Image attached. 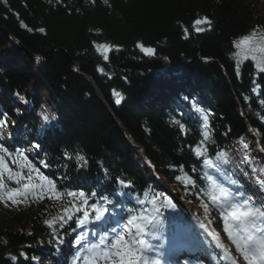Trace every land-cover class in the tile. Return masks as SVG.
<instances>
[{
  "label": "trees",
  "instance_id": "16d2710c",
  "mask_svg": "<svg viewBox=\"0 0 264 264\" xmlns=\"http://www.w3.org/2000/svg\"><path fill=\"white\" fill-rule=\"evenodd\" d=\"M253 1L264 4L0 0V111L8 112L11 123L24 121V135L9 140L5 134L2 142L21 147L32 165L55 182L49 203H37L35 213L27 207L0 209V264H36L55 237L53 228L56 236L72 235L73 223L61 229L59 220L78 204L67 195L69 190L95 191L93 199L107 195L132 208L131 214L143 210L153 217L157 228L149 225L146 231H155L156 239L145 238L154 246L163 244L153 253L174 264L197 261L202 253L203 241L190 213L210 231H224L205 173L233 192L242 185L257 204L264 203V191L256 187L258 178L264 180V72L234 46L244 36L264 32V15ZM204 17L211 24L198 25L206 30L197 33L193 22ZM93 42L119 50L113 48L104 61ZM137 42L153 47L155 55L142 53ZM180 89L205 98L211 110L207 121L195 111L199 101L184 100ZM114 90L124 97L119 105ZM20 104L26 114L9 110ZM41 114L50 120L43 135ZM34 137L39 150L32 148ZM197 147L204 152L199 159ZM65 153L83 154L88 165L77 171L75 160H65ZM204 159L220 164L223 174L202 166ZM117 178L131 187L118 185ZM117 191L127 195L115 197ZM170 203L175 204L171 214ZM208 211L214 224L203 216Z\"/></svg>",
  "mask_w": 264,
  "mask_h": 264
},
{
  "label": "snow or ice",
  "instance_id": "6c2138e0",
  "mask_svg": "<svg viewBox=\"0 0 264 264\" xmlns=\"http://www.w3.org/2000/svg\"><path fill=\"white\" fill-rule=\"evenodd\" d=\"M103 3L107 4L108 0H103ZM207 24L210 26L211 21L208 17L203 19H197L193 22V26L197 33L203 32L206 29L203 27H197L198 25ZM210 30V27L209 29ZM41 33L45 32V29L40 28ZM187 29L185 28V36L187 39ZM250 40L249 36H244L238 42H234L236 48H240L241 45L246 44ZM94 47L97 52L103 56L104 61L109 60V53L116 48L119 50L118 46L110 44H97L93 42ZM137 47L140 51L148 56L155 55V49L150 46H145L143 42H137ZM264 51V49H261ZM36 61L39 63L41 57H35ZM167 60V57L164 58ZM103 72V68L98 69ZM264 71V68L261 69ZM115 103L119 105L124 97L113 91ZM18 100L23 104L27 101L24 97L16 94ZM184 100H188L187 96L183 97ZM195 103V102H193ZM15 115H22L21 109L15 108L14 106L9 109ZM196 112L203 113V110L199 107L195 108ZM42 115L43 123L41 124V135L45 131V126L50 125V120L48 115ZM8 112L0 111V141H3L5 134H7V139L11 140L14 136H22L23 133L20 132V128L24 121L21 120V124L17 125L15 122L12 123L11 127L16 129L15 132H9L8 123ZM57 117L52 115L51 120L55 121ZM204 120L207 121V116H204ZM175 123L179 124V120H175ZM183 128V125H181ZM208 133H204L205 139ZM38 138L34 137L31 142L33 149H41V143H37ZM247 147V145H245ZM197 158L199 159L204 155L198 147L194 150ZM264 151V149H261ZM224 153H220L217 159L219 160L223 157ZM5 156L13 157L14 163H19L21 170L27 165L29 168V175L26 177L27 183H24L22 188L13 189L8 193V199L12 200L13 203L16 202L17 197L25 196L29 192L41 191L45 187L43 183H33L34 179H38L41 182L46 181L47 186L55 190V182L45 176L39 171L31 161H29L26 155H23V149L21 147L13 146L9 148L5 143L0 142V190L5 188L3 181V174L5 171L8 172L9 179H14L17 183H21L25 177L21 172H13L7 165L5 161ZM64 159L67 161L76 162L77 171L85 169L88 165L87 158L83 155H76L75 157L64 154ZM226 163V161H224ZM43 166L47 167L46 164ZM202 166L213 169L216 173H222L221 165L214 163L212 159H204L202 161ZM193 170H195L193 168ZM35 172L37 175L34 177L31 173ZM205 176L212 184V201L217 204L221 209V217L223 219V227L227 232L229 238L234 242L236 250L242 255L246 264H264V203L257 204L256 199L251 194L246 193L242 190V185L237 184V181L232 180V184H237L238 190L233 192L226 188L222 183L216 180L212 175L205 173ZM179 179V177H177ZM117 184L122 185L125 188L131 187V182H126L117 178ZM189 183H193L189 180ZM257 184L260 186V190L264 191V180L257 179ZM64 193H57V196L63 195ZM67 195L78 201V204H74L71 210L66 209L68 213L65 216H61L60 228L63 229L69 222L73 223L74 227L71 228L72 235L67 238L56 236L55 228H53V234L57 241V246L55 248L56 252H59L62 246L67 245L68 247L75 250V256L72 260V264H79L81 256L86 251L87 255H83V264H98V261L103 260L104 264H160L158 258L150 257L149 252H157L159 248L163 247V244L159 246H154L152 243L145 239L146 236L151 235L152 239H156L155 231L148 233L146 229L151 225L152 229L157 228V224L153 223V217H150L140 210L139 215L131 214L133 209L128 208L123 203H116L115 199H109L107 195L100 197L99 199H93L96 197V192L93 191L91 195L86 193L83 189L69 190ZM127 193L122 191L115 192V197H124ZM101 200L104 203H101ZM111 205V207H109ZM175 207V204H172ZM207 210V209H205ZM82 213V215H77ZM109 218H111L112 223H108ZM132 226V227H127ZM49 227H52L51 222H49ZM201 228H205L204 224H201ZM83 229L84 231H80ZM122 229V230H121ZM127 232V237L125 235ZM89 234L94 239V241H89ZM216 243L219 247L224 246L220 243L218 237H214ZM87 242V243H86ZM7 243V241H5ZM21 255L28 259L26 253H21ZM35 260V257H33ZM12 260H16L13 256ZM184 264H189V261H184Z\"/></svg>",
  "mask_w": 264,
  "mask_h": 264
},
{
  "label": "rangeland",
  "instance_id": "374dc122",
  "mask_svg": "<svg viewBox=\"0 0 264 264\" xmlns=\"http://www.w3.org/2000/svg\"><path fill=\"white\" fill-rule=\"evenodd\" d=\"M248 1L252 2V0H248ZM254 5L258 9V11L262 15H264V4L261 2H254ZM261 49H264V41L257 42L256 44H252L251 46H248V47H240V48H238V51H239V54L243 58L245 57L247 59L248 58L252 59L254 61L256 68L261 71V69L264 68V51H262ZM180 81H178V82H180ZM179 93H181L182 96L192 97L193 99L191 98V101L192 100L199 101L200 105H198L197 107H199L203 110V113L201 114L199 112V114L203 117V119H204V116H207V119H208V113L211 110L209 108L207 101L205 100V98L203 96H201L200 94H198L196 92H194L193 95L189 96L188 94H184L181 91V89L179 90ZM11 105H13V102L11 103ZM0 107L3 108V103H1V102H0ZM17 108L21 109L22 115L26 114V112L28 110L26 108V106L24 107L21 104ZM14 122H15V124L18 125L16 120ZM8 123H9L8 130H10V129H12V127H11L12 123L10 121H8ZM0 142H2V141H0ZM23 155H26V154L23 153ZM13 160H14L13 157L5 156V161L8 165V167L13 172H21V174L25 177V179L22 180L21 183H17L14 179H9L7 171L4 172L3 181L5 184V188L3 190H0V209L10 210V209L15 208L18 211H22V210H24L25 207H27L31 213H35L37 203H43V202H45L44 204L49 203L48 200H49V197L52 195V189L49 186H47L46 181L41 182L38 179H34L32 181L33 183H43L45 185L43 190L35 191V192H29L25 196L17 197L16 202L13 203L12 200L8 199V193H10L13 189L22 188L23 184L28 182L26 177L29 175V168L27 167V165L24 167L23 170H21L19 167V163H14ZM31 174L34 177L37 175L35 172H33ZM256 187L260 190L259 185H256ZM259 193L262 194V191L260 190ZM173 197L176 198V195L173 194ZM51 206H52V208H55V206L53 204H51ZM209 212L210 211L203 212V216H205V218L207 220H209V222L214 224L215 220L213 219L212 215ZM202 218H204V217H202ZM199 227L201 228V226H199ZM80 231H84V230L80 229ZM204 231L205 232L203 233L202 236H205V235L208 236V240H206V250L203 253V258L206 261H210L211 253L213 254L216 252L221 259L219 264H241V260L239 259V256H237V253L235 252V250H236L235 244L229 238L228 234H225L224 231L223 232L220 231V232L212 233V234H208L206 229ZM68 236L69 235H66V236H64V238H67ZM214 237H218L220 243L224 246L223 248L217 247L218 251L215 250V244L214 243H216V240L214 239ZM94 239L95 238H93L91 236V234H89V241H94ZM56 246H57V241L54 237L50 240L49 246L47 248V253H45V255L43 257H41L39 260H37L36 264H72V260L76 254L75 250L68 247L67 245H65V246L61 247L59 252H56L55 251ZM220 248L222 250H220ZM219 250H220V252H219ZM83 255H87V252L85 251L83 253ZM83 255L81 256L79 264H83ZM148 255L150 257L158 258L160 260V264H164L160 257L155 256L154 254H151V252H149ZM214 255H216V254H214ZM98 264H104L103 260L98 261ZM189 264H195V263H189ZM200 264H202V263H200Z\"/></svg>",
  "mask_w": 264,
  "mask_h": 264
},
{
  "label": "built area",
  "instance_id": "2783aa9c",
  "mask_svg": "<svg viewBox=\"0 0 264 264\" xmlns=\"http://www.w3.org/2000/svg\"><path fill=\"white\" fill-rule=\"evenodd\" d=\"M249 37H250V40L246 44H243V46H247V45L254 43L256 41H259V40H264V34L263 33L262 34H251V35H249Z\"/></svg>",
  "mask_w": 264,
  "mask_h": 264
},
{
  "label": "bare ground",
  "instance_id": "6f19581e",
  "mask_svg": "<svg viewBox=\"0 0 264 264\" xmlns=\"http://www.w3.org/2000/svg\"><path fill=\"white\" fill-rule=\"evenodd\" d=\"M264 34V33H263Z\"/></svg>",
  "mask_w": 264,
  "mask_h": 264
}]
</instances>
